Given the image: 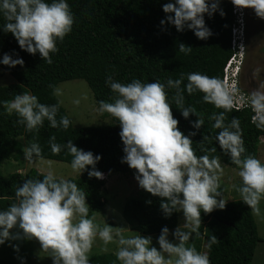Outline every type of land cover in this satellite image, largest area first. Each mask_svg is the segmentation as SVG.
<instances>
[{
	"label": "clouds",
	"instance_id": "1",
	"mask_svg": "<svg viewBox=\"0 0 264 264\" xmlns=\"http://www.w3.org/2000/svg\"><path fill=\"white\" fill-rule=\"evenodd\" d=\"M231 3L236 9H253L257 17L264 19V0H231ZM220 4L221 0H169L163 5V11L174 13V16L167 15L160 23L174 25L178 32L187 27L197 38L207 40L213 33L205 23V14L212 17L219 11L222 17L225 16ZM0 13L7 21L3 31L11 33L22 50L32 55L38 52L49 65L53 63L51 54L58 52L57 41L63 42L75 23L67 0H51V3L46 0H2ZM178 50L187 55L192 52V47L180 43ZM243 51L241 44L240 52ZM0 63L10 67L24 65L22 58L13 59L8 54L3 55ZM184 78L185 74L181 73L180 78H169L166 83L159 80L145 83L140 79L121 83L108 75L105 82L116 96L113 102H99L101 113L106 112L119 121V135L125 153L121 162L136 170L139 187L161 198L160 207L166 217L183 212L186 223L172 233L176 242L169 239L167 227L162 228L158 237V250L152 246L151 236H126L121 227L97 223L95 216L89 217L90 206L86 202L85 190L76 182L58 179L48 171L42 175L43 180L37 177L26 179L15 191V202L6 210H0V245L6 241L35 239L41 250L50 254L53 264H91L90 255L99 239L103 244L101 251L105 253L109 251V244H117L114 255L119 264H211L208 253L197 251L189 241L193 234L199 236L202 212L209 214L226 207L227 200L221 191L224 167L220 156L207 154L215 153L216 147L205 148L206 154L196 155L190 137L197 133L193 131L185 135L179 130V121L173 116L167 90L175 89L172 100L185 119L190 114L197 115L198 119L192 122L194 129L199 130L204 125V118L203 114H197L194 106L184 107L185 91L188 95L201 92L204 103L223 109L208 117L214 121L212 127L220 129L215 140L230 157L231 163L239 168L242 184H233L232 187L253 214L260 216V202L264 200V161L247 154L239 117L226 123V113L233 109L239 111L238 104L250 107L253 112L251 122L257 129L264 130V84L241 95L237 83H230L227 78L191 72L187 74V84L182 87ZM53 95L60 96L62 92L54 88ZM2 103L8 115L18 117L15 123L23 125L28 132L39 131L45 121L54 129L62 127L67 130L71 124L68 116L57 119L62 101L43 104L36 95L23 92ZM73 103L79 105L80 100ZM208 139L207 136L203 138ZM49 144L53 155L67 149L73 157V171L81 173L87 166H92L88 171L89 178H105L104 173L95 167L101 156L74 146L71 140L62 146L56 142L55 135L49 137ZM23 152L28 161L43 159L38 142H31ZM13 229L18 230L13 232ZM218 242L212 235L206 247L210 249ZM10 246L19 251V245Z\"/></svg>",
	"mask_w": 264,
	"mask_h": 264
},
{
	"label": "trees",
	"instance_id": "2",
	"mask_svg": "<svg viewBox=\"0 0 264 264\" xmlns=\"http://www.w3.org/2000/svg\"><path fill=\"white\" fill-rule=\"evenodd\" d=\"M46 2L51 3V0ZM167 2L169 0H67L75 23L63 42L57 41L58 52L51 54V65L44 62L38 52L32 55L22 50L15 37L3 31L7 21L0 13V61L4 54L11 55L13 59L22 58L24 61L23 66L15 67L0 63V69L13 77L16 83V86H0V165L4 160L20 161L23 147L31 142L40 144L43 159L71 165L73 157L67 153L66 148L58 155L51 152L49 137L55 135L56 142L62 146L71 140L74 146L101 156L95 167L104 176L122 174L135 177L136 170L121 162L125 155L119 135L121 128L119 121L111 115L112 123L106 126L74 128L70 124L65 130L62 127L51 128L49 122L45 121L39 131L28 132L23 125L15 123L18 119L15 114H7L2 101L11 100L19 94L18 89L21 88L36 95L40 103L55 104L58 100L53 91L59 83L83 80L99 107L100 101L113 102L116 96L105 82L108 75L121 83H129L133 79H140L145 83L155 80L166 83L169 78L178 79L183 73L185 78L182 87L187 84L186 77L191 72H201L222 79L223 68L234 53L231 49L234 16L229 0H221L220 7L225 16L222 17L219 11L212 17L205 14V23L213 33L207 40L197 38L187 27L183 32H178L174 25H161L160 21L166 19L167 15L174 16V13L166 14L163 11V5ZM180 43L191 46L192 52L187 55L179 52ZM49 85L53 87L50 88ZM167 91L173 116L179 121V130L185 135L193 131L197 133L190 137L196 155L206 154L203 151L205 148L216 147L215 153L207 154L220 156L222 165L237 168L215 140L220 129H214V121L208 119L213 112L218 113L223 109L204 103L201 92L188 95L185 91L184 107L194 106L197 114H203L204 125L197 130L192 127V122L198 119L197 115L190 114L185 119L172 100L175 89ZM226 115V123L233 117H239L247 154L257 157V148L261 138H264V130L257 129L251 122V110H232ZM61 116L67 114L60 106L57 119ZM204 136L209 139L203 140ZM21 138L24 144L20 141ZM91 170L92 166H87L79 177L68 179L76 182L87 193L89 217L94 213H103L106 202L102 192L105 182L103 179L89 178L88 171ZM42 175L35 169L24 174L13 173L7 177L0 172V210H6L15 202V191L26 179L37 177L43 180ZM139 195L128 198L123 209L128 216L127 222L134 231L150 236L159 235L163 227H167L169 231L177 228L178 212L166 217L160 207V197L149 193L143 199ZM201 217L199 236L194 234L191 245L200 251L199 245L205 234L207 244L212 235L216 236L219 242L210 249L207 248L211 264H252L256 246L262 240L257 235L250 206L242 200H234L227 202L223 210L215 209L209 214L202 212ZM90 262L119 264L115 255L110 253L91 256ZM0 264L19 263L0 259Z\"/></svg>",
	"mask_w": 264,
	"mask_h": 264
},
{
	"label": "rangeland",
	"instance_id": "3",
	"mask_svg": "<svg viewBox=\"0 0 264 264\" xmlns=\"http://www.w3.org/2000/svg\"><path fill=\"white\" fill-rule=\"evenodd\" d=\"M15 84L14 78L0 69V86ZM260 84H264V19L257 17L255 11L248 8L246 11L244 51L242 53L241 65L237 76V86L247 94L251 93L253 90L259 89ZM56 88L61 90L62 95L55 97L58 101L63 102L60 106L65 110L74 128L100 127L112 123L111 116L108 113H101L99 111V107L94 100L91 90L83 80L62 82L59 83ZM18 92L22 94L26 91L19 88ZM77 99L80 100L79 105L73 103V101ZM20 141L24 144L22 138ZM22 153V159L18 162L12 160L2 161L0 172L4 177L13 173L24 174L30 169H35L42 174L52 171L58 179H75L80 175V172L73 171L70 164L40 158H34L33 161H28L25 159L23 150ZM257 158L264 161V138H261L260 144L258 145ZM222 166L224 167L225 175L221 181V191H223L225 200H227V202L241 200L240 194L232 187L233 184L237 186L242 184V180L238 175L239 168ZM104 182H106V179ZM103 195L106 200L104 212L94 213L92 215L96 217V222L101 225L107 223L113 227H121L126 236L140 234L134 231L131 224L127 222L128 216L123 210L128 198L134 196L138 197L139 195L143 197V199H146L149 195L147 191L139 187L135 177H128L122 174H111L107 186L103 189ZM260 208V216H256L252 212L257 226V235L262 240V242L257 244L252 264H264V200H261ZM185 223L183 212H178V226ZM175 230L176 229L170 231L169 235V239L173 242H176L172 235ZM140 235L147 237V235ZM159 235H150L152 237V246L156 247L158 250ZM193 239L194 234L193 238L189 241V245L192 244ZM11 244L19 245V251H15L14 248L10 246ZM206 245L207 234H205V237L201 240L199 252H207ZM102 246V241L97 239L90 257L109 253L114 254L117 248V244H109V251L105 253L101 251ZM49 255V253L41 250L39 242L35 239L6 241L5 244L0 245V259L12 263L22 264L23 260V264H53V260Z\"/></svg>",
	"mask_w": 264,
	"mask_h": 264
},
{
	"label": "built area",
	"instance_id": "4",
	"mask_svg": "<svg viewBox=\"0 0 264 264\" xmlns=\"http://www.w3.org/2000/svg\"><path fill=\"white\" fill-rule=\"evenodd\" d=\"M232 13L234 16V24L231 28V49L234 51L231 58L227 61L225 67L223 68V78L231 82L237 83V74L239 72V67L241 65L242 53L240 52V45L244 46V38L246 33V11L247 9H236L231 3ZM241 95H246L243 91L240 92ZM240 108L239 111L250 109V107H245L242 105H237ZM235 110V109H233ZM236 111V110H235ZM252 112V111H251ZM253 115V112H252ZM102 180V179H99Z\"/></svg>",
	"mask_w": 264,
	"mask_h": 264
},
{
	"label": "crops",
	"instance_id": "5",
	"mask_svg": "<svg viewBox=\"0 0 264 264\" xmlns=\"http://www.w3.org/2000/svg\"><path fill=\"white\" fill-rule=\"evenodd\" d=\"M106 177H105V179H106V182H105V187L107 186V184H108V182H109V178H110V176L111 175H105ZM79 177V176H78ZM105 179H103V180H105ZM107 183V184H106ZM103 192V191H102ZM104 196V195H103ZM178 227V226H177ZM176 229V228H175ZM257 247V246H256ZM255 251H256V249H255Z\"/></svg>",
	"mask_w": 264,
	"mask_h": 264
},
{
	"label": "flooded vegetation",
	"instance_id": "6",
	"mask_svg": "<svg viewBox=\"0 0 264 264\" xmlns=\"http://www.w3.org/2000/svg\"><path fill=\"white\" fill-rule=\"evenodd\" d=\"M244 92V91H243Z\"/></svg>",
	"mask_w": 264,
	"mask_h": 264
}]
</instances>
